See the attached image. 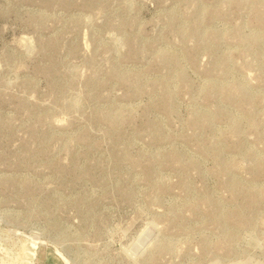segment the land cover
<instances>
[{"label":"rangeland","instance_id":"obj_1","mask_svg":"<svg viewBox=\"0 0 264 264\" xmlns=\"http://www.w3.org/2000/svg\"><path fill=\"white\" fill-rule=\"evenodd\" d=\"M0 264H264V0H0Z\"/></svg>","mask_w":264,"mask_h":264}]
</instances>
